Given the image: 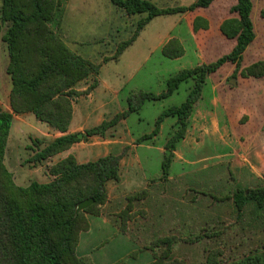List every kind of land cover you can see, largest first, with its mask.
<instances>
[{
    "label": "trees",
    "instance_id": "1",
    "mask_svg": "<svg viewBox=\"0 0 264 264\" xmlns=\"http://www.w3.org/2000/svg\"><path fill=\"white\" fill-rule=\"evenodd\" d=\"M127 15L144 14L137 21L134 33L118 43L112 58L128 47L147 23L159 15H171L198 8H208L218 0H194L187 5L159 7L151 0H110ZM254 0H235L228 12L232 14L221 20L220 33L233 45L226 53L215 59L183 68L166 79V87L160 93L144 90L131 92L127 107L85 130V136H103L121 119L138 111L149 100L169 97L183 82L191 81L184 101L162 110L154 127L136 139V143L149 139L159 132L165 117L176 118L175 125L165 143L161 162V179H167L177 143L185 136L188 118L200 98L206 77L225 63L235 64L231 78L264 76V60H257L241 67L243 54L255 38L252 21ZM59 0H2L0 5V28L4 26L2 40L6 44L8 63L6 73L10 77L6 110L0 104V264H93L87 255L78 256L76 247L79 235L89 227L86 214H98L107 201L106 183L118 180L120 160L123 153L107 154L92 161L77 162L73 155L49 165V180L31 181L25 186L17 185L7 169L4 156L13 115L31 113L50 128L62 132L51 140L33 139L43 143L34 151L29 161L42 162L67 150L81 140L77 133H66L72 118V102L75 97L88 94L97 85L96 75L100 63H93L73 51L64 39L51 27ZM194 32L206 30L209 21L196 15L191 22ZM165 57L177 58L184 54L179 39L170 38L161 48ZM92 77L83 90L76 86ZM144 191L126 197V206L117 215L118 227L129 232V220H133L134 202ZM93 203L75 213L77 204L87 198ZM236 218L246 220L245 225L254 228V239L246 250L230 253V245L213 248L205 256V264H264V177L254 187L237 185L230 196ZM244 231V226L241 227ZM215 235H220L216 231ZM174 236L157 237L150 244L154 261L148 264H187L185 260L171 256ZM164 245L161 252L155 247ZM225 244V243H224ZM237 249V248H235ZM243 252V253H242Z\"/></svg>",
    "mask_w": 264,
    "mask_h": 264
},
{
    "label": "rangeland",
    "instance_id": "2",
    "mask_svg": "<svg viewBox=\"0 0 264 264\" xmlns=\"http://www.w3.org/2000/svg\"><path fill=\"white\" fill-rule=\"evenodd\" d=\"M151 1L159 7H172L186 5L191 0ZM178 16V14H171L154 17L139 31L135 40L119 54L116 60L112 56L118 43L131 37L136 29L137 21L144 17V14L127 15L110 0H59L51 27L73 51L93 63L101 64L98 77L111 85L116 83L115 85L120 87L118 100L124 107L128 92L142 88L144 91L160 93L165 90L166 79L169 76L180 69L194 65L192 46L187 41L185 54L179 58L165 57L161 48L157 47L158 41L167 33L175 34L183 28V25L177 26ZM3 30L4 26L0 28L1 106L6 103L10 89V77L6 73L8 63L6 44L1 37ZM91 81L92 77H89L82 80L77 87L86 86V84L88 86ZM189 85L190 82H183L169 97L157 101H146L137 112L130 115L127 126L135 136L149 133L162 110L184 101ZM101 90L99 100L95 101L94 105L112 98L108 90ZM115 111L114 104L110 103L103 109L105 115L103 119L111 117ZM27 116L13 123L4 160L7 169L12 171L15 183L20 186H25L33 180L46 182L50 178L48 160L29 161L34 151L44 145V142L33 143L32 140L46 142L45 138L48 137L42 134L44 129L35 125L34 120L37 121V119L34 115L30 113V117ZM173 118L175 117H168L164 122L162 140ZM88 125L91 126L92 123ZM120 129L121 127L111 128L105 136L90 137H82L86 129L80 130L78 132L82 133L81 146L84 148L98 146L104 138L113 137L123 140L124 134L120 132ZM196 138L199 137L196 136ZM93 142L95 145L90 144ZM227 151L230 150H221L217 146H200L195 149L180 146L177 153L182 158L171 167L173 176L171 181L157 177L147 181L146 187L149 190L152 188L156 191H166L176 198L175 205L170 202L165 204L167 208L170 207V211H166L160 226L158 222H155L156 218L153 221V213L157 211L149 209L144 212L140 209L142 207H139L137 199L134 202L135 217L131 220L128 229L131 235L130 241H123L121 237L114 236L103 244H99L91 236L88 240L86 238L82 241L78 253H82V248L87 247L88 256L93 264H142L150 259L151 253L148 251L150 244L160 237V234L176 238L170 254L172 257L185 260L187 264H205V256L213 248L224 247L223 250L229 253L226 245H230V253L235 250L238 254L240 251L244 252L255 238L262 236V233H258L255 237L254 228L243 224L246 220L241 221L236 218L230 196L237 185L254 187L261 182L262 178L247 180L244 173L240 174L232 168V164L227 162V159L220 157ZM97 154L91 153L86 158ZM150 158L149 171L158 172L156 171L159 167L156 161L157 154L151 152ZM184 159L188 163L184 162ZM182 172L184 175H180ZM140 183V180L136 181L137 190L133 193L144 190L140 188ZM169 216H171L170 221ZM184 218L187 221L186 226L181 222ZM243 226L244 231L241 229ZM216 231H220L221 234L215 235ZM163 248L164 245L160 244L155 247V250L161 252ZM127 251L128 255H126Z\"/></svg>",
    "mask_w": 264,
    "mask_h": 264
},
{
    "label": "crops",
    "instance_id": "3",
    "mask_svg": "<svg viewBox=\"0 0 264 264\" xmlns=\"http://www.w3.org/2000/svg\"><path fill=\"white\" fill-rule=\"evenodd\" d=\"M193 1L194 0H191L189 3ZM234 3L235 0H218V2H215L208 8H198L190 12L176 13L179 15V24H177V26L180 25L181 27V25H183V28L179 29L175 34L167 33L158 41L157 47L162 48L170 38L175 37L181 42L185 54V43L186 41L189 42L194 53V65L191 67L211 61L220 54L228 52L233 45V40L226 39L220 33L219 24L221 20L232 15L228 12V9ZM196 15H201L209 21L208 29L196 32L192 30L191 22ZM252 21L255 38L248 45L243 54L241 67H245L257 60H264V0H254ZM234 67L235 64L225 63L216 72L209 74L206 77L200 98L194 105V109L188 118L186 134L177 143L176 149L173 151L174 156L171 167L172 165H175L178 159L182 158L177 153V149L180 146L189 149H195L200 146H217L218 148H221V150H230L224 152L220 157H222V159H227V162H230L233 166L231 167L235 168L237 172L240 174L244 173L247 180L264 177V76L241 77L238 75L234 78V83H232L230 82L232 79L230 76ZM96 79V87H94L88 94H82L81 96L74 98L72 102V118L66 133L79 134L78 131L88 129L101 123L105 120L103 119L105 116L103 109L107 105H110V103H113L115 106L116 111L114 114L123 111L127 107V103L124 107L120 105L121 103L118 98L121 89L115 85L116 83L111 85L100 79L98 75H96ZM188 82H190V85L188 86L189 89L191 81ZM86 87L87 84L86 86L81 87L76 86V89L83 90ZM101 89L108 90L112 95V98L106 101H100L94 105L95 101L97 102V100H99L98 97L102 93ZM205 89L207 91L206 93ZM138 90L143 89L141 88ZM133 91H136V89L128 92L125 96V100ZM2 106L6 110H10L8 95L6 103L2 104ZM135 112L137 111L131 112L127 117L121 119L114 127H112V129L121 127L120 132L124 134L123 140L113 137L109 139L104 138L98 146L84 148L81 146V139L73 143L67 150L47 159L51 165L70 154L75 157L77 162L83 163L95 160L98 157L110 153H123L120 160L118 180H109L106 183L107 201L101 206L98 214H86L89 227L79 235V241L76 247V253L78 256H88L89 253L87 247H85V249L82 248V253H78V249L81 247L82 241L86 240V238L88 240L91 236L99 244H103V242L114 236L121 237L123 241L131 240L129 232H122L119 229V218L117 215L126 206V197L137 190L135 187L136 181L140 180V188L142 190L144 189L143 191L145 192V195L140 196L138 199V205L139 207H142L140 209H143L144 212L149 209L153 211L156 210L157 212L155 214L153 213V221L156 218L155 222H158L159 226L161 224V219H164L166 216V211H170V207L167 208L165 204L169 202L174 204L176 201L173 194L167 193L166 191H156L152 188L149 190L146 187L148 180L156 177L160 178L161 162L165 151L164 146L172 132L176 118L171 120L168 127L169 130L163 140L161 139L164 129L163 124L168 117L171 116L163 119L160 124L159 132L156 135L136 143V139L145 133L135 136L127 126L128 118ZM29 114L30 113L13 115L5 152L7 151L13 123L18 120H23L21 118L23 116L28 115L27 117H30ZM113 115H111V117ZM94 119L96 122L93 123L92 120ZM34 121L35 125L44 129L42 134L48 137L45 138L46 140H51L62 134V132L50 128L44 122L42 123L39 120ZM18 123L23 125L21 122ZM90 123H92L91 126L88 125ZM80 134L82 135V133ZM196 136L199 138H196ZM90 144H94V142ZM151 152L157 154L156 161L158 162L159 167L156 171L158 172L151 173L149 171ZM91 153L98 154L91 158H86L87 155ZM184 162L188 163L187 160ZM10 172L12 173V171ZM182 173L180 175H184V173ZM172 177L170 169L167 180L170 182ZM134 204L132 211L136 208L134 207ZM170 217L171 216H169V221ZM181 222L184 226L187 225L186 218ZM130 223L131 220L128 221L129 225ZM184 228L186 229V227ZM159 236H161V234ZM148 251L151 253L149 257L150 259L142 264H148L154 261L152 252L150 250ZM126 255H128V251L126 252Z\"/></svg>",
    "mask_w": 264,
    "mask_h": 264
},
{
    "label": "water",
    "instance_id": "4",
    "mask_svg": "<svg viewBox=\"0 0 264 264\" xmlns=\"http://www.w3.org/2000/svg\"><path fill=\"white\" fill-rule=\"evenodd\" d=\"M230 82L234 83V78H232L230 80ZM78 137H81V134L79 133L78 134ZM93 203V198H87V199H84L82 201H80L77 206H76V209H75V213L77 214L79 211L87 208L89 205H91Z\"/></svg>",
    "mask_w": 264,
    "mask_h": 264
}]
</instances>
